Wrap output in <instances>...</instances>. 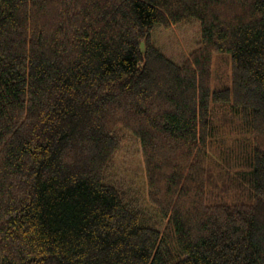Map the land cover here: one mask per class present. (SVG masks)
I'll return each instance as SVG.
<instances>
[{"label":"trees","instance_id":"16d2710c","mask_svg":"<svg viewBox=\"0 0 264 264\" xmlns=\"http://www.w3.org/2000/svg\"><path fill=\"white\" fill-rule=\"evenodd\" d=\"M189 19L177 65L151 32ZM0 264H264V0H0Z\"/></svg>","mask_w":264,"mask_h":264},{"label":"rangeland","instance_id":"374dc122","mask_svg":"<svg viewBox=\"0 0 264 264\" xmlns=\"http://www.w3.org/2000/svg\"><path fill=\"white\" fill-rule=\"evenodd\" d=\"M151 41L166 58L181 65L190 58V54L200 41L199 23L189 19L168 28L157 25L151 32ZM230 61L228 54L213 57L216 82L225 84L228 81ZM122 137L120 148L113 157L110 181L127 194V198L136 206L145 224L162 229L165 221L142 197L145 192L144 167L139 141L126 131H122Z\"/></svg>","mask_w":264,"mask_h":264}]
</instances>
